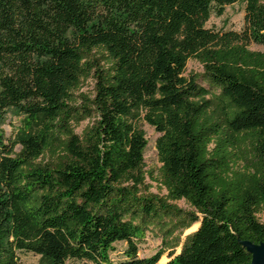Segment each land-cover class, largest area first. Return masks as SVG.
Returning <instances> with one entry per match:
<instances>
[{
  "label": "trees",
  "instance_id": "16d2710c",
  "mask_svg": "<svg viewBox=\"0 0 264 264\" xmlns=\"http://www.w3.org/2000/svg\"><path fill=\"white\" fill-rule=\"evenodd\" d=\"M237 2L240 32L204 27ZM250 44L264 47V0H0V264H158L165 251L164 264H250L238 240L264 243V52ZM190 59L202 73L184 76ZM9 108L23 116L12 139ZM139 110L159 134L157 178ZM153 225L179 235L138 257Z\"/></svg>",
  "mask_w": 264,
  "mask_h": 264
},
{
  "label": "rangeland",
  "instance_id": "374dc122",
  "mask_svg": "<svg viewBox=\"0 0 264 264\" xmlns=\"http://www.w3.org/2000/svg\"><path fill=\"white\" fill-rule=\"evenodd\" d=\"M244 4L243 2H237L231 5H226L222 9V13L217 15L214 10L211 11L207 22L204 27L209 28L218 32H240L243 29L244 22ZM248 50L264 52V47L260 45L250 44ZM202 73L201 65L193 59H190L186 64V69L184 76H189L193 74ZM205 88L207 87L204 83L199 82ZM92 91V81L87 80L83 82L81 88L76 92V94H84L86 97L90 96ZM215 92V91H214ZM213 94L207 95L204 99L212 100ZM81 100L78 99L77 104H81ZM214 108L215 105L213 104ZM144 111L139 110L138 115V125L144 131V136L146 140V147L144 151V170L147 174H151L152 178L158 177V170L160 168V163L158 162L157 152L155 148V141L159 134L155 131L154 127L147 123L143 119ZM23 116L20 115L17 110L13 108L6 109L2 116V129L4 136L7 139H12L14 134L17 132ZM88 120L81 122L79 126L75 128V133L80 135L84 126L88 124ZM149 175L146 177V184L149 186L148 192L156 195L158 197H165L166 191L162 188L157 182L151 180ZM173 205H176L179 209L192 213L193 209L187 205L183 200L170 202ZM257 219L260 222H264V208H262L257 213ZM197 227V224H194L190 229L184 231L183 235L180 238H183L184 235L192 232ZM165 225H153L150 226L147 231L144 232V235L141 239L137 240V249L138 257H150L154 255L159 250L165 249L174 243V240L179 235V231L175 230L172 235L169 237L164 233ZM126 249V244L124 242L116 243L113 245V250L110 252L109 257L111 261H118L124 258V251ZM168 260V251L162 254L158 264H164ZM16 264H39V257L26 252H17L16 253ZM66 264H84L79 261H66Z\"/></svg>",
  "mask_w": 264,
  "mask_h": 264
},
{
  "label": "water",
  "instance_id": "95a60500",
  "mask_svg": "<svg viewBox=\"0 0 264 264\" xmlns=\"http://www.w3.org/2000/svg\"><path fill=\"white\" fill-rule=\"evenodd\" d=\"M238 243L250 255V264H264V243L253 244L247 240H238Z\"/></svg>",
  "mask_w": 264,
  "mask_h": 264
}]
</instances>
